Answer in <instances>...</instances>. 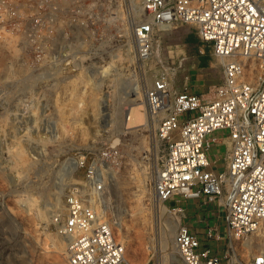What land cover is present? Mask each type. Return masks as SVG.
I'll list each match as a JSON object with an SVG mask.
<instances>
[{"label":"built area","instance_id":"obj_1","mask_svg":"<svg viewBox=\"0 0 264 264\" xmlns=\"http://www.w3.org/2000/svg\"><path fill=\"white\" fill-rule=\"evenodd\" d=\"M111 4L0 0V41L28 52L33 66L50 52L58 51L60 59L63 52L95 45L94 40L100 47L105 35L97 27L108 23ZM141 8L133 39L137 61L153 62L142 127L157 142L154 196L177 211L195 201L223 210L224 228L205 219L198 220L201 229L179 222L175 248L184 264H264V0H142ZM182 24L191 25L219 60L221 82L212 98L189 89L188 72L177 88L185 54L170 62L158 56L161 34ZM218 132L225 144L221 164L208 154ZM120 158L113 147L74 157L85 186H73L50 220L65 241L68 264H156L126 258L106 206L99 203Z\"/></svg>","mask_w":264,"mask_h":264},{"label":"rangeland","instance_id":"obj_2","mask_svg":"<svg viewBox=\"0 0 264 264\" xmlns=\"http://www.w3.org/2000/svg\"><path fill=\"white\" fill-rule=\"evenodd\" d=\"M141 4L112 0L108 23L97 27L105 35L103 45L94 40L95 45L63 52L60 59L58 51L50 52L52 60L48 55L39 66L32 65L28 52L9 48L13 41H0V264H68L65 241L51 216L73 186H85L74 157L93 156L104 147L119 148L121 158L99 203L130 262L184 264L173 242L179 222L201 229L198 220L205 219L224 228L223 210L214 204L189 202L177 211L158 202L152 188L157 142L142 125L124 128L133 100L142 102L144 112L143 90L151 82L153 62L139 63L135 55L133 26L143 18ZM63 24L70 28L67 20ZM210 50L191 25L182 24L161 34L157 53L169 62L184 54L190 63L196 54L206 58L202 93L212 98L221 69ZM186 73L184 64L177 84ZM214 136L208 154L221 164L224 135ZM258 242L254 238L253 245Z\"/></svg>","mask_w":264,"mask_h":264},{"label":"crops","instance_id":"obj_3","mask_svg":"<svg viewBox=\"0 0 264 264\" xmlns=\"http://www.w3.org/2000/svg\"><path fill=\"white\" fill-rule=\"evenodd\" d=\"M198 57V59H194L192 63H190L191 60L185 62V68H187V72L190 75L191 81H195V83H191L189 85V89L194 92L202 93V91L205 89L204 86L206 85L207 79H206V74H207V59L202 57L201 54H196L193 56V58ZM191 67H194V70L191 71ZM193 76H196L193 78ZM190 81V80H189ZM177 88L179 90L182 89V84L181 80L177 78ZM191 86V87H190ZM193 86V87H192ZM203 94V93H202ZM223 245L222 242L218 243V247L221 248Z\"/></svg>","mask_w":264,"mask_h":264},{"label":"bare ground","instance_id":"obj_4","mask_svg":"<svg viewBox=\"0 0 264 264\" xmlns=\"http://www.w3.org/2000/svg\"><path fill=\"white\" fill-rule=\"evenodd\" d=\"M135 89H137V88H135ZM143 92H144V90H143ZM141 106H142V102L140 103L137 100H133L132 104L128 107V114L129 115L124 120V128H132V127H136V126L144 124V122H145V113L142 112ZM164 207L165 206L162 205V208H164ZM42 212L43 213L46 212L45 206H43V211Z\"/></svg>","mask_w":264,"mask_h":264}]
</instances>
